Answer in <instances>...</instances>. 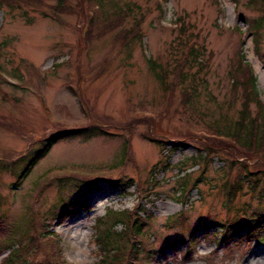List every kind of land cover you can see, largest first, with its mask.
Segmentation results:
<instances>
[{
	"label": "rangeland",
	"instance_id": "374dc122",
	"mask_svg": "<svg viewBox=\"0 0 264 264\" xmlns=\"http://www.w3.org/2000/svg\"><path fill=\"white\" fill-rule=\"evenodd\" d=\"M160 1L115 0L98 8L69 0L72 13L57 18L55 0L0 12V159L16 161L41 140L70 130L96 126L105 133L57 142L19 184L10 169L1 171V245L23 244L31 264H110L111 254L121 255L127 244L118 235L125 225H115L113 212L138 205L152 220L139 238L137 264H264V242L220 244L221 229L204 228L208 221L228 224L252 215L264 209V198L244 185L230 201L228 188L241 167L228 154L218 152L211 164L197 167L190 160L204 153L203 130L213 133L209 127L223 115L238 116L243 92L233 81L245 79L241 53L264 103V29L260 50L243 34L263 12L248 0H166L162 16ZM181 15L186 37L175 25ZM118 19L119 28L104 30ZM136 24L141 42L125 47L121 29ZM192 44L204 46L198 52L207 68L181 63ZM150 59L168 71V90ZM179 63L183 77L175 73ZM151 139L170 145L162 149ZM67 176L98 179L89 209L75 212L74 184L61 190L57 181ZM114 181L130 186L124 191ZM194 229L193 246L180 244ZM37 236L46 241L38 243ZM52 241L59 244L57 254ZM152 246L154 261L146 255ZM8 255L0 253V264Z\"/></svg>",
	"mask_w": 264,
	"mask_h": 264
},
{
	"label": "trees",
	"instance_id": "16d2710c",
	"mask_svg": "<svg viewBox=\"0 0 264 264\" xmlns=\"http://www.w3.org/2000/svg\"><path fill=\"white\" fill-rule=\"evenodd\" d=\"M69 0H55V6L53 9L52 16L57 18L58 14L72 13V11H67ZM166 1V0H165ZM216 5H219L218 0H212ZM235 4L238 5L240 0H233ZM89 2L96 3L98 8H103V6L109 3L110 6L115 4V0H89ZM41 6L42 0H0V12L5 10L17 11L22 10L23 6ZM247 5L250 7H255L261 9L263 12L254 22H250L248 24L247 31L243 33L247 37H252L256 49L260 50V43L262 39V32L264 27V0H248ZM159 10L162 14H164V9L159 6ZM186 16H177L176 17V29H178V33L182 36L187 35L188 29H186L187 24L185 22ZM120 19L117 20L116 24H112L110 26L105 27L104 30L111 31L115 28H119ZM141 27L139 24L133 25L131 29H121V32L124 35L125 47L130 46L135 41L141 42L142 33L140 32ZM189 38V37H188ZM202 50L204 53V46H200L199 44H192L189 47V54L182 60L181 63H184L186 66L199 67L200 70L207 68V65L204 66L206 62L203 59V54L198 52ZM240 66L239 69L242 68L245 72L244 80H234L233 86L235 89H241L243 92V100L241 104V109L238 112V116L236 119L229 118L226 115L220 120L214 121L212 126L209 129L213 132L210 133L208 131L203 130V134L200 136L202 141H204L207 145L202 144L204 148V153H199L196 156L191 157V161L195 166L201 165L202 163L211 164L213 161L212 155L221 152L228 154L232 157L233 165L239 164L241 168H239V173L236 176V180L234 183L229 185L228 188V196L230 201L236 197L238 192L243 190V186L246 185L248 190L256 193L259 191L260 198H264V103L260 99V94L257 86L258 79L255 76L254 72L251 70L250 65L244 59V55L241 53L239 55ZM150 67L153 70V73L159 80L160 84L164 87L165 90H168L171 87L169 83V74L166 69L163 68L156 60H149ZM175 65V73L181 74L182 77L184 73H182L184 68L180 70V65ZM254 104V105H252ZM105 133L98 127L92 126L90 128L82 129V130H70L66 132H62L61 134H56L53 136H48L46 139L41 140L38 147L29 151V154L25 157H22L13 162H5L0 160V173L2 170H11L15 175L18 184L25 180L34 170L37 163L45 154H49L51 148L59 141L64 139L71 138H84L89 139L93 136L104 135ZM196 136V135H194ZM198 136V135H197ZM152 142H155L157 145L165 149L166 145H170L166 141L154 140L151 139ZM179 143H174L173 147H176ZM176 145V146H175ZM218 148V149H216ZM168 151L173 152L174 148L166 149ZM201 151V150H200ZM210 157L211 159H209ZM258 157V158H255ZM240 159H245L243 162ZM168 164L169 159H167ZM236 162V163H235ZM169 166V165H168ZM167 166V167H168ZM210 165H206V170ZM254 167L257 170H252ZM21 169L18 170V169ZM18 170V171H17ZM206 172V171H205ZM58 179V178H57ZM98 179H87V180H79L72 176L60 177L57 181L60 184V189L63 190L70 184H74L75 189L73 196L75 200H73V206L75 207V212L80 211L84 208H89V196L90 194L97 188ZM76 183V184H75ZM122 182L114 181L110 182L111 185H114L116 188H121L124 191L129 188V185L122 186ZM184 188V187H183ZM79 197V198H78ZM77 198V199H76ZM231 204V203H229ZM141 205H138L135 211L131 212H122L116 213V222L115 224H124L125 230L124 232L118 233L119 238L123 241H126L125 252L122 255L116 256V259L113 261V264H137L138 259V251L141 250L140 237H144L145 229L148 226V223L152 220L150 215L144 214L145 217L141 216L142 211ZM113 212V211H112ZM109 218V216L107 217ZM104 219L99 220L98 225L104 226ZM37 226V223L35 224ZM205 229L209 230H217L220 231V244H233L235 242L245 241L247 243H251L253 241L264 242V209L257 208L252 215H247V213H243V215H239L238 219L234 222H229L226 224L216 223L214 221H208ZM197 233V229L192 233L191 238L194 237ZM42 236V235H41ZM37 236V242L41 243L46 241L45 238ZM32 239L33 243L36 242V238ZM98 239V238H97ZM192 241H185L184 239L180 241V244H188ZM13 243L5 246L3 243L1 245V237H0V253L4 254L5 252H9V255L6 257L8 261L4 259L3 264H17L20 259H22L25 255H29L28 258L23 260L24 264H31L30 259L32 258L30 251L23 245L18 244L17 241H12ZM53 244L50 247V250L53 252L56 251L59 244L56 241H52ZM192 243V242H191ZM174 244V243H173ZM131 245V247H130ZM172 248L177 247L176 245H171ZM193 246V243L191 244ZM156 251L147 252L148 256L155 257L157 256ZM129 254V255H128ZM189 255L191 253H188ZM124 255H127L124 257ZM188 255V259L190 258ZM187 258V257H186Z\"/></svg>",
	"mask_w": 264,
	"mask_h": 264
}]
</instances>
